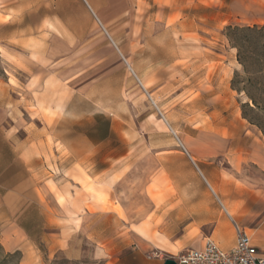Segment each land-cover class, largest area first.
Instances as JSON below:
<instances>
[{
  "label": "rangeland",
  "instance_id": "1",
  "mask_svg": "<svg viewBox=\"0 0 264 264\" xmlns=\"http://www.w3.org/2000/svg\"><path fill=\"white\" fill-rule=\"evenodd\" d=\"M10 1L14 0H0V78L16 75L24 82L25 76L45 73L50 95L40 105H48L43 110L46 114L51 112L52 104L60 109L68 103L73 92L68 83L73 77L78 76L76 85L94 84L96 99L91 111L96 112L95 132L89 134L97 146L58 148L61 158L91 156V164L86 166L96 175L88 177L87 170L77 165L84 178L72 177L93 203H102L105 210H113L120 219L130 223L133 220L135 224L137 212L126 213L123 204L135 205L140 195L145 205V229L157 245L172 247L163 231L178 221L173 209L181 203L183 191L203 187L215 197L199 168L206 177L215 179L222 191L232 195H239L241 190L252 193V216L242 226L251 229L263 225L264 148L258 145L264 141V112L245 110L259 127L243 117L248 99L234 89L232 81L237 73L238 87H244L246 80L237 61V50L232 48L225 30L228 26H264V0H221L219 14L196 9L187 16L178 13L169 19L153 0H106L101 4L105 28L93 18L88 41L74 45L72 51L60 41L63 36L57 34L53 23L58 19L68 23L74 17L58 14L64 7L63 0H44V37L51 33L59 37L51 39L59 52L56 57L61 67H54V57L53 65L42 69L26 67L30 63L22 43L25 20L10 22ZM17 6L19 15L24 4ZM36 7L40 4L36 3ZM77 19L75 16V25ZM76 30L70 31L75 34ZM85 44L89 50L80 58L78 50ZM74 59H88L92 66L71 64ZM214 59L222 62V81L231 74L225 98L220 96L224 83L211 81L218 67ZM256 96L264 99V91H258ZM76 104L81 112L90 108L83 101ZM74 118L70 117V121ZM78 118L81 126H68L66 138L79 141L88 136L83 130L86 119ZM51 155L55 156L53 152ZM53 169L57 171L50 165L52 172ZM52 189L56 191L55 186ZM170 202L173 203L169 205ZM154 205L165 211L157 216L158 211H152ZM88 206L94 209L93 204ZM230 208L235 210V218H240L237 209ZM170 230L179 237L183 229ZM141 233L147 236L145 230ZM20 260L19 253L10 254L0 245V264H20ZM105 262L92 257L79 262L58 258L52 264Z\"/></svg>",
  "mask_w": 264,
  "mask_h": 264
},
{
  "label": "crops",
  "instance_id": "2",
  "mask_svg": "<svg viewBox=\"0 0 264 264\" xmlns=\"http://www.w3.org/2000/svg\"><path fill=\"white\" fill-rule=\"evenodd\" d=\"M35 1H10L8 8L12 24L16 20H25V37L22 43L25 45L27 62L30 63L26 67L42 69L49 68L54 63V67H61V61L56 57L59 52L52 45L51 39L59 37L55 33L44 37L46 33L43 25L47 11L42 6L44 0ZM105 1L63 0L65 8L60 7L58 14L64 12L74 18L69 19L68 23L58 19L53 24L57 34L63 36L60 41L66 44L67 50L72 51L74 45L88 41L93 18L105 28L101 5L106 3ZM216 1L211 3L210 0H153L162 7V13L168 19L178 13L187 16V13L190 14L196 9L216 11V14H219L221 0ZM167 2L169 4H165ZM19 3H23L24 8L18 15ZM36 3H39L40 7H36ZM34 11L40 16L34 18ZM75 16L78 17L76 25L73 23L76 22ZM73 28L77 29L75 34L70 31ZM16 32L17 29L15 35ZM75 35L77 38L73 39L72 36ZM88 50V44L79 48L78 52L82 54L79 57L84 55L82 52ZM54 57L56 60L53 62ZM74 60L70 63L84 67L92 66L88 59ZM212 62L218 64V67L211 81H222L223 67L219 66L222 62L218 59ZM44 74L32 73L25 76L24 82L16 75L0 78V245L10 254L19 253L20 264H52V261L58 258L79 262L91 257L106 261L104 264H165L167 259L186 251L203 249L207 238L214 240L223 250L233 249L236 244L235 223L251 232L255 245L264 254V223L251 229L242 226V223L252 216V193L241 190L239 195H232L222 191L218 188V182L206 177L199 168V173L208 187L210 185L213 188L215 197L203 187L183 191L181 203L173 209L178 221H175L174 225L168 224L163 231L165 239L172 247L157 245L145 229V205L140 195L135 205L123 204L126 213L134 210L137 212L135 224L133 220L130 223L120 219L113 210H105L102 203H93L80 183L74 180V177L84 178L77 170V165L87 170L88 177L96 175L86 166L91 164V156L80 158L70 155L61 158L58 148L97 146L89 134L95 132L93 124L96 112L91 111V105L96 99L94 84L86 82L76 85L78 76L73 77L68 83L69 88L73 89V92L69 93L68 103L60 109L52 104L51 112L46 114L43 110L47 109L48 105H40L50 95ZM230 80L231 74L222 81L224 91L220 96L224 98L229 94L227 87ZM82 101L90 107L83 112L76 104ZM80 116L87 121V127L83 130L88 132V136L79 141L66 138L68 126H81L78 118ZM70 117L76 119L70 121ZM259 143L258 147L264 148V141ZM193 159L191 157L192 161ZM254 163L257 164L255 161ZM50 165L55 166L57 171L53 169L52 172ZM52 186L56 187V191ZM171 203L173 202L169 205ZM91 204L93 210L88 206ZM230 207L237 209L240 218L229 214ZM152 211H158L157 216H160L165 209L154 205ZM172 227L182 228L181 236L175 237L174 231L170 230ZM141 230H145L147 236L143 235Z\"/></svg>",
  "mask_w": 264,
  "mask_h": 264
},
{
  "label": "trees",
  "instance_id": "3",
  "mask_svg": "<svg viewBox=\"0 0 264 264\" xmlns=\"http://www.w3.org/2000/svg\"><path fill=\"white\" fill-rule=\"evenodd\" d=\"M225 36L232 48L237 50V61L243 68L246 80L244 87H238L237 79L240 75L237 73L232 81L234 89L244 93L248 99L243 106V117L251 125L259 127L245 110L264 112V99L256 96L258 91H264V26H228Z\"/></svg>",
  "mask_w": 264,
  "mask_h": 264
},
{
  "label": "built area",
  "instance_id": "4",
  "mask_svg": "<svg viewBox=\"0 0 264 264\" xmlns=\"http://www.w3.org/2000/svg\"><path fill=\"white\" fill-rule=\"evenodd\" d=\"M236 244L226 251L207 238L201 250H189L169 258L177 264H264V254L255 245L253 237L235 223Z\"/></svg>",
  "mask_w": 264,
  "mask_h": 264
},
{
  "label": "bare ground",
  "instance_id": "5",
  "mask_svg": "<svg viewBox=\"0 0 264 264\" xmlns=\"http://www.w3.org/2000/svg\"><path fill=\"white\" fill-rule=\"evenodd\" d=\"M171 130H172L173 134L176 135V132H175L172 128H171ZM176 136H177V135H176ZM178 141H179L181 147H183L184 149H186L185 144H184L180 139H178ZM209 186H210V185H209ZM210 188H211V190L213 191V188H212V187H210ZM213 192H214V191H213ZM229 214H230L232 217H235V216H236L235 210L232 209V208H229Z\"/></svg>",
  "mask_w": 264,
  "mask_h": 264
},
{
  "label": "water",
  "instance_id": "6",
  "mask_svg": "<svg viewBox=\"0 0 264 264\" xmlns=\"http://www.w3.org/2000/svg\"><path fill=\"white\" fill-rule=\"evenodd\" d=\"M165 264H177L173 259H167Z\"/></svg>",
  "mask_w": 264,
  "mask_h": 264
}]
</instances>
